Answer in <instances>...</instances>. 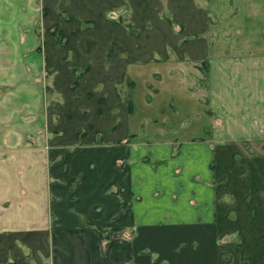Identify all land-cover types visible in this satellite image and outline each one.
Listing matches in <instances>:
<instances>
[{
    "label": "crops",
    "instance_id": "crops-1",
    "mask_svg": "<svg viewBox=\"0 0 264 264\" xmlns=\"http://www.w3.org/2000/svg\"><path fill=\"white\" fill-rule=\"evenodd\" d=\"M36 1L55 0H0V264H264V0H201L203 26L180 2L198 54L126 61L130 111L81 128L128 131L93 142L52 136L57 62ZM191 62L206 110L171 74Z\"/></svg>",
    "mask_w": 264,
    "mask_h": 264
},
{
    "label": "rangeland",
    "instance_id": "rangeland-1",
    "mask_svg": "<svg viewBox=\"0 0 264 264\" xmlns=\"http://www.w3.org/2000/svg\"><path fill=\"white\" fill-rule=\"evenodd\" d=\"M182 1L186 6L179 5L178 8L177 5ZM191 2L192 0H55L42 7L44 2L36 1L37 9L40 6L43 8L44 26H47L44 27V36L51 44L52 62H57L48 70L52 74L50 111L52 132L55 131L52 136L72 140L73 137L82 135L85 142H93L95 135H101L102 141L113 133V137L124 136L128 131L127 126H117L115 130L105 131L104 134L92 126H81L90 123L103 127L107 120L118 122L126 116L125 111H130V98L135 87L132 85L133 81L124 78L129 68L126 61H148V66L169 68L165 62L176 59L178 55L181 58V53L188 51L190 44H194L196 48L192 55L198 54L197 45L202 44V38L188 36L184 26L186 18L182 16L178 20L179 16L175 15L177 8L179 12L182 9L184 12H191ZM194 3L195 15L192 21L203 26L204 17L201 12L204 10V3L201 0H194ZM60 57H64V60L58 63ZM196 66L192 62L179 64L176 67L180 72L171 74L179 78V89L188 90L187 93H203L197 104L203 105L206 110L205 65L201 66L202 75L198 77L194 75ZM136 67L137 71L142 67L148 68L140 64ZM141 72L143 71H139L138 76ZM59 73H68L72 78L57 76L54 81L57 89L56 84H53V74ZM164 78L167 77L153 76L154 81L161 83L165 82L161 81ZM112 82H116L114 94L118 100L111 93ZM149 92L152 94L153 88H149ZM140 99L143 101L142 96ZM160 104L167 105L161 101ZM96 110L99 114L95 113ZM210 119L211 124L206 131L208 133L217 125L212 117ZM241 145L248 149L255 147L249 143ZM262 147L264 146H259L257 152L263 151Z\"/></svg>",
    "mask_w": 264,
    "mask_h": 264
},
{
    "label": "trees",
    "instance_id": "trees-1",
    "mask_svg": "<svg viewBox=\"0 0 264 264\" xmlns=\"http://www.w3.org/2000/svg\"><path fill=\"white\" fill-rule=\"evenodd\" d=\"M67 41V40H66ZM66 41H65V43H66Z\"/></svg>",
    "mask_w": 264,
    "mask_h": 264
}]
</instances>
